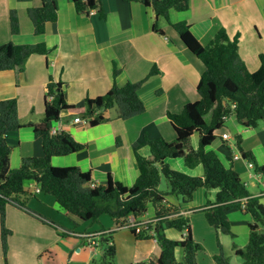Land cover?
I'll use <instances>...</instances> for the list:
<instances>
[{
    "label": "trees",
    "instance_id": "1",
    "mask_svg": "<svg viewBox=\"0 0 264 264\" xmlns=\"http://www.w3.org/2000/svg\"><path fill=\"white\" fill-rule=\"evenodd\" d=\"M138 3L151 8L156 18L168 21L170 11L186 12L188 0H122ZM76 13L88 15L89 10L101 14L100 0H72ZM33 35L42 36L47 24L57 20L56 0H40L38 8L28 10ZM9 27L12 36L19 33L18 17L9 13ZM155 30V27H153ZM179 40L188 52L198 59L203 67L196 86L198 100L183 107L179 114H168L169 124L175 134L172 142L163 139L150 140L146 136L132 146L138 168V176L131 187H125L111 178L105 186H97L91 172L76 167H54L55 157H65L79 152L82 146L66 132L50 133L52 126L62 116L80 117L85 127H95L107 119L105 114L113 111L118 119L127 120L144 113L145 108L138 96L139 83H127L123 87H113L104 95L86 99L84 106L68 105L63 97L61 83L50 77L46 85L43 117L35 125L29 126L35 139L42 147L41 157L23 158L17 169L10 168L12 147L8 144L9 134L23 128L17 117L14 99L0 101V245L2 254L7 253V236L10 232L4 226L5 209L11 206L26 214L28 202L34 195L24 189L32 182L41 195L51 197L68 216L82 223H93L103 215L108 216L115 229L101 231L97 243L101 250V264H113L116 248L112 236L130 221H140L149 208L153 210L156 222H150L146 229L129 228L136 241L155 239L160 245V255L150 254L135 264H197L202 251L201 245L192 238L190 220L180 215V204L168 201L169 197L190 203L199 189L216 190L214 203H209L194 212H203L207 223L220 235L232 236L226 213L238 209L249 215L253 224H248V241L244 249L233 247L242 264H264V206L258 197H253L232 167V153L227 148L222 163L212 145L222 138L218 135L225 122L234 118L242 129L255 128L264 120V54L259 56V67L248 72L238 55L239 35L228 38L220 29L210 42L203 46L190 32L186 22L171 24ZM49 51L43 44L31 48L11 43L0 46V72H11L14 85L24 72L30 56H47ZM116 72H113V76ZM198 137V147H191V138ZM235 146L243 159L253 162L250 153L241 149V138L235 137ZM147 147L149 157L138 151ZM182 160L185 167L193 169L201 165L203 174L191 177L172 170L168 162ZM255 173L264 177V164H254ZM167 182V190H160V179ZM151 219V220H152ZM150 220V221H151ZM174 230L184 236L180 240L166 238L165 231ZM154 236L152 235V233ZM97 234V233H96ZM91 245V244H90ZM218 252L213 256L214 264H229L228 259L216 243ZM181 251L177 260L175 251Z\"/></svg>",
    "mask_w": 264,
    "mask_h": 264
},
{
    "label": "crops",
    "instance_id": "2",
    "mask_svg": "<svg viewBox=\"0 0 264 264\" xmlns=\"http://www.w3.org/2000/svg\"><path fill=\"white\" fill-rule=\"evenodd\" d=\"M100 2L101 14L95 10L94 15H86L76 13L72 0H56V22L47 24L44 34L36 37L33 35L27 12L29 9L38 8L40 0H0V46L11 43L34 48L38 44H43L49 51L47 56L29 57L24 72L18 78L17 86L14 85L11 72H0V101L16 99L17 116L24 117L20 120L23 128L9 134L7 138L8 144L9 141L16 143L13 147L9 145L12 151L14 148L19 150L16 157L21 161L23 158L42 156L40 141L34 138L29 126L37 124L43 117L46 85L50 77L55 83H61L65 102L75 107L84 106L86 99L106 94L113 85L123 87L127 83L143 81L138 96L145 111L139 116L121 120L110 111L113 114L107 112L105 122L86 128L85 124H72L71 120L74 117L64 115L58 121L59 125L56 123L52 126L54 128L60 126L61 132L68 133L82 146L77 153L53 158L52 166L76 167L81 171L91 172L92 180L97 186H105L111 178L125 187H131L139 174L132 146L140 143L144 136L150 140L161 138L166 142L174 141L175 134L167 115L179 114L185 105L198 100L196 86L204 67L183 46L171 24L186 22L190 32L203 46L207 45L220 29H224L229 38L239 35L238 55L247 70L253 72L259 67V56L264 54V0H188V10L170 11L168 21L156 18L151 8H145L138 3H126L122 0ZM10 11L16 13L19 23V33L14 36L10 34ZM12 82L18 95L16 97L10 95ZM25 106L26 111H29L27 117L23 110ZM227 121L231 127L239 129L235 131L237 135L235 137L241 138L243 152L250 153L253 163L257 166L263 165V158L257 160V157L261 149L264 151V123L255 129L245 130L238 126L234 118ZM222 133L230 135L231 142L235 143L228 130L223 129ZM192 140L196 141L194 146L191 144ZM191 141V147L197 149L198 137H192ZM217 142L213 144L214 148L217 146L214 151L222 160L231 143L221 140ZM138 153L143 157L150 156L147 147L141 148ZM16 157L13 163L9 158L12 166L18 164L14 165ZM245 161L244 159L232 161V167L242 182V175L247 176L248 182H243L246 188L248 186L256 188L261 182L263 189L260 196H254L248 191L260 201L264 197V177L255 171L254 177L250 173L247 174V170L251 169ZM172 163L173 161L168 162L172 170L188 176L200 177L203 174L201 165L189 169L190 172H185L180 165H176L177 168L172 167ZM31 187H34V193L31 192ZM24 189L34 195L32 199H36V194L39 195L35 192L36 187L32 182H27ZM216 193V190L209 193L203 207L214 203ZM169 202L178 203L176 200ZM201 205L194 202L188 208L180 205V209L186 217H190L189 215L197 213L193 210L203 208ZM53 206L56 208L57 204L54 203ZM152 218L153 210L149 208L143 220ZM74 219L75 223L80 222ZM192 219L193 224L191 226L190 223V228L196 243L198 240L196 226L203 231L205 235L203 239L209 243L215 241L214 228L206 223L202 213L193 216ZM101 228L97 231L92 227L84 232L73 233V236L80 238L84 244L83 248L76 249L79 256L85 254V248L96 247L98 242L95 241L100 238L98 235L104 229H109ZM182 235L183 233H178V237L172 240H179ZM150 240L155 246L148 255H155L156 251L157 255H160L161 249L156 248L158 243L155 239ZM217 242L219 243L218 237L215 243ZM41 243L37 240V244ZM217 252V248L216 250L212 248L211 258ZM232 253L236 256L233 248ZM6 255L2 254L0 245V264H7V261H4V258L7 259ZM175 257L177 260L181 259L179 249L175 251ZM141 260L138 252L133 264ZM240 260L239 263L229 260V264H242V259Z\"/></svg>",
    "mask_w": 264,
    "mask_h": 264
},
{
    "label": "rangeland",
    "instance_id": "3",
    "mask_svg": "<svg viewBox=\"0 0 264 264\" xmlns=\"http://www.w3.org/2000/svg\"><path fill=\"white\" fill-rule=\"evenodd\" d=\"M226 35L228 36L227 32ZM248 72L250 71L248 70ZM14 89L15 88L12 82V90L10 95L16 97L18 95L15 93ZM23 110L24 113H26V117L29 116V111H26V106L23 107ZM110 113L113 114V112ZM22 118L20 116L18 117L19 122ZM231 119L233 118H229L230 121ZM263 123L264 120L260 121L257 126L263 125ZM224 130H228L230 134L235 138V136H237L235 131L239 129L231 127V124H229L227 121L225 122ZM221 132H219L218 135H220ZM195 143L196 141H191V144L193 146ZM9 144L12 147L14 145L16 146V143H11V141H9ZM248 144H250V141H248ZM211 148L215 149L214 146ZM241 149H243L242 146ZM18 151V149L14 148L12 153L10 154L11 163H13L14 158L18 156ZM232 154L241 155L237 146H235V143L234 147L232 148ZM258 156L259 157H257V160L258 158H263L264 160V151L262 149L260 150ZM18 160V157H16V162L14 163V165L18 163L17 165L12 166V164H10L11 169H17L19 167L20 161ZM221 161L225 166V164L227 163L225 158H222ZM176 165H180L185 170V172H190V170L183 165V162L181 160H174L171 164V166L174 168H177L175 167ZM254 171V169H251L247 170L246 173H250L254 177ZM242 178L244 183L248 182L247 176L245 174L242 175ZM259 183V186H257L256 188L251 186L247 187V190L254 196H260L259 194L262 193L263 186L261 182ZM159 188L162 191L167 190V182L163 177H161L160 179ZM31 192L34 193V187H31ZM209 193H212V190H197L192 197V202L187 204H184L182 200L174 199L173 197H169L168 201L176 200L181 206L183 205L184 208H188V206H191V204L194 202L202 204L201 206L203 207L206 199L209 196ZM35 196L36 199H31L27 205V210L31 212V214H26L21 210L12 209L8 206L5 209L4 226L11 233V235L7 236L6 239L7 259L4 258V261L6 260L7 264H101L102 258L100 247H98L99 245L97 244L96 247L90 246V248H85V254L79 256V253L76 252V249L78 247L83 248L84 244L80 238L73 236V233L84 232L88 228L92 227L96 228L97 231L102 229L101 227H106L114 230L115 227L113 222H110L111 219L108 216L103 215L95 223H75L74 218L65 214L57 206L56 208L55 206H53L55 202L51 197L40 194H36ZM259 202L264 206V197H262ZM35 205L42 206L39 207ZM199 213L203 214V212H197L196 214L189 215L190 217L188 218L189 220L191 219V226L193 224L192 217L199 215ZM226 216L229 221L230 231L233 237L220 235L214 229L216 237L215 241L212 240L211 243L203 239V237L205 236L203 231H201L199 227L197 228L194 223L197 232L196 236L198 238L197 243L202 247V251L197 257V264H212V262L214 264V261H212L213 257L211 258V250L212 248L214 250H216L217 248L215 243L217 237L219 240L220 249L222 250L224 256L227 259L229 258L228 261H236L237 263L241 261L240 258L236 257L232 253V246L237 247V249H244L248 241V224H253V220L249 215L243 214L238 209L229 211ZM242 221L244 222L243 224L240 223ZM260 231L264 235V227H261ZM166 236L168 239L171 238L172 240L178 237V233L169 230L166 232ZM183 236L184 233L182 237ZM112 239L116 248V255L112 261L113 264H133L134 258L138 256V252L140 254V258H143L145 256H148V252H150L152 247L155 246L151 240L136 241L130 234L129 230L126 228H122L116 231L113 234ZM37 240H40L42 243L37 244ZM98 240H96L95 242H99ZM156 248L157 250L160 249V245L157 244ZM81 251L83 252V249ZM157 253L158 252L156 251L155 255L159 256L157 255Z\"/></svg>",
    "mask_w": 264,
    "mask_h": 264
},
{
    "label": "built area",
    "instance_id": "4",
    "mask_svg": "<svg viewBox=\"0 0 264 264\" xmlns=\"http://www.w3.org/2000/svg\"><path fill=\"white\" fill-rule=\"evenodd\" d=\"M81 1H82V3H83V2L86 3L87 0H81ZM94 12H95V10H89L88 15H94ZM59 121H60V119H59ZM71 122H72V124H85V123H86L85 120H83V119H81V118H79V117H74V118L71 120ZM57 124L59 125L58 122H57ZM60 132H61V130H60V126L57 127V128L52 127V129H51V131H50V133H51L52 135H57V134H59ZM219 136L222 138L223 141H227V142L231 143V145H230L229 147H230V150H232V148L234 147V143L231 142V137H230V135H228L227 133H222V134L219 135ZM240 159H243L241 155H235V154H232V161H237V160H240ZM244 160H245V159H244ZM245 162H246L248 168H250V169H254V164H253V162H250V161H248V160H246ZM35 192H36V193H39L38 188L35 189ZM180 215L186 217L185 213H183V212H180ZM150 220H151V219H149V220H140V221H135V222H134V221H130V223L128 224V226L125 227V228H126V229H129V228L146 229L148 223H150V222H156V221H157V220H155V219H152L151 221H150ZM151 233H152V232H151ZM152 235L154 236L153 233H152Z\"/></svg>",
    "mask_w": 264,
    "mask_h": 264
}]
</instances>
